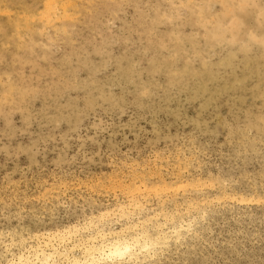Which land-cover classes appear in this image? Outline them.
<instances>
[{
    "label": "rangeland",
    "instance_id": "1",
    "mask_svg": "<svg viewBox=\"0 0 264 264\" xmlns=\"http://www.w3.org/2000/svg\"><path fill=\"white\" fill-rule=\"evenodd\" d=\"M54 10L0 11L19 27L0 41V263L58 232L150 215L188 228L134 264H264V0ZM11 79L36 95H2Z\"/></svg>",
    "mask_w": 264,
    "mask_h": 264
},
{
    "label": "bare ground",
    "instance_id": "2",
    "mask_svg": "<svg viewBox=\"0 0 264 264\" xmlns=\"http://www.w3.org/2000/svg\"><path fill=\"white\" fill-rule=\"evenodd\" d=\"M18 1L19 0H0L1 14H7L8 13L7 8L11 4H13L14 2H18ZM56 1L57 0H43V6H44V11L42 14L43 17L44 16L48 17L49 15L51 16V14L55 11L54 6H55ZM1 4L4 5V7L2 8L3 10L1 9ZM62 10H63V8H62ZM63 12H64V10H63ZM54 15H55V13H54ZM8 20H9V18H8ZM39 21H40V18L38 16H31L27 20H24L23 26L20 30L27 33L28 36H31L36 31L34 29V27L38 26ZM18 28L19 27L15 26V24L12 23L11 21L0 22V41L3 42L4 40H6V38H7L6 35L8 33L16 34L17 33L16 30ZM64 31H66V29ZM19 39H21V37H17V40H19ZM31 48H32V46H30L28 48V50L26 51L28 53L27 54L28 58L31 57L30 55L32 54V51H33V49H31ZM0 50H1V47H0ZM9 77H11V76H9ZM22 83H23V80H21L19 82V79L18 80L11 79L9 81L8 85L3 89L2 95H21L22 96V95H34L36 93L35 88L34 89L30 88L28 86H25ZM260 86H262V85H260ZM6 101L9 102L10 99L8 98V99H6ZM141 186H143V185L141 184ZM178 186L176 188H172L170 186L162 188V186H161V188L163 189V191L173 193V192L178 191L181 188ZM145 188H146V186H145ZM161 188L159 190L160 192H162ZM126 189H127V187L124 190L126 191ZM130 189H132V188H130ZM140 189H142V188H140ZM140 189L138 190L139 192H140ZM147 190H148V188H147ZM153 191H155L156 193L159 192V191H157V189L153 190ZM129 192H128V194H129ZM131 192H130V194H131ZM144 192H145V190H144ZM147 193H149V192L147 191ZM129 205H128V207H129ZM189 205H190V203H189ZM121 207L122 206H120V208ZM121 210H122V208H121ZM123 210H124V208H123ZM133 211H135V210H133ZM105 212L107 213V211H105ZM136 212H137V210H136ZM129 213H131V211ZM142 213H145V212H142ZM105 216H106V214H105ZM149 216L147 215V217H149ZM129 217H131V216H129ZM147 217H146V215L143 216V219H141V220H143V221H141V224L136 225L134 223L129 222V224L128 223L126 225L124 224L125 226H123L117 230H110V229L104 230V228H103L101 230L94 231L92 233H88V231L83 232V234H81L79 236L76 234L77 231L73 230L74 232L71 231V232H73V233H71V232H67L63 229L65 232H67L66 234H59V232H58V234H54V235L52 234V236L45 237V240L42 239V241H40V242L37 241L34 244H27V246H24L23 248L20 249L19 253H16V255L12 254L11 258L9 257L10 258L9 260L6 258L0 264H58V263L59 264H134V263H138V262H141L143 260H146V259L152 260V258L155 257V254L159 253L158 251L160 250V248H162L159 246H165L166 245L168 238H169L168 236H170L169 235L170 233L173 234V236H175L176 238H178V236L180 235V233L183 230H187L188 225H186V227H184V225L182 226V224H180V225H177V227L174 226V227H171L170 229H166V228H164V226L166 225V222L167 223L170 222V224H172V222H173L172 220L174 219V217L170 216V218H165L166 217L165 216L164 221H166V222L164 224H162L160 221L158 222V220L154 221V223L146 224V222H147L146 220L150 218V217L149 218H147ZM89 218H90V216H89ZM131 218H133V217H131ZM141 218H142V216H141ZM145 218H147V219H145ZM152 218H154V217H152ZM151 220H155V219H151ZM189 221H192V219ZM189 221H187V223ZM83 222H84V220H83ZM88 223H91V222H88ZM104 224H106V223H104ZM177 224H179V223H177ZM82 225H80V226H82ZM76 228H75V230H76ZM96 228H97V226H96ZM83 229H84V227H83ZM83 229H81V230H83ZM105 229H107V228H105ZM39 236L40 235H38V237ZM42 238H44V237H42ZM37 240H40V239H37ZM176 241H177V239H176ZM52 242H53V244H52ZM70 242H73V243H70ZM54 243H56V244H54ZM20 245H22V244H20Z\"/></svg>",
    "mask_w": 264,
    "mask_h": 264
}]
</instances>
